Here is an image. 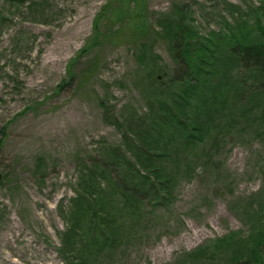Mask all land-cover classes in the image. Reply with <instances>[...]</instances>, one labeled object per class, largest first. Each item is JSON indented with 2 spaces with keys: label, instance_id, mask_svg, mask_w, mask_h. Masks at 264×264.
Here are the masks:
<instances>
[{
  "label": "rangeland",
  "instance_id": "374dc122",
  "mask_svg": "<svg viewBox=\"0 0 264 264\" xmlns=\"http://www.w3.org/2000/svg\"><path fill=\"white\" fill-rule=\"evenodd\" d=\"M144 1L149 33L134 36L110 19L119 0H0V264L80 260L61 251L71 200L104 152L127 146L122 122L147 111L143 49L176 72L166 17L184 7L185 25L203 36L241 17L254 36L259 16L264 26V0ZM246 104L231 100L205 142L207 159L182 167L172 198L144 202L124 237L84 264H181L216 238L249 235L264 210V93ZM204 259L222 264L225 254Z\"/></svg>",
  "mask_w": 264,
  "mask_h": 264
},
{
  "label": "trees",
  "instance_id": "16d2710c",
  "mask_svg": "<svg viewBox=\"0 0 264 264\" xmlns=\"http://www.w3.org/2000/svg\"><path fill=\"white\" fill-rule=\"evenodd\" d=\"M185 14L182 7L174 18L163 21V37L178 65L176 72H166L150 59L149 49H143L152 62L144 79L150 93L147 111L133 113L127 123L121 121L130 130L124 140L127 146L104 152L83 173L78 195L71 200L61 251L74 259L78 252L77 264L115 246L138 222L144 202L156 205L172 198L182 167L188 172L201 154L207 159L205 142L218 136L215 124L231 108V100L242 98L252 104L264 93L262 18L256 19L261 29L257 36L255 24L244 17L227 24L228 29L203 36L185 25ZM110 19L123 21L125 33H149L144 0H119ZM235 29L241 31L237 34ZM94 69L85 76H92ZM263 211L257 210L246 237L234 231L216 238L190 251L181 264H214L204 258L221 253L222 264H264Z\"/></svg>",
  "mask_w": 264,
  "mask_h": 264
},
{
  "label": "water",
  "instance_id": "95a60500",
  "mask_svg": "<svg viewBox=\"0 0 264 264\" xmlns=\"http://www.w3.org/2000/svg\"><path fill=\"white\" fill-rule=\"evenodd\" d=\"M2 179V173L0 172V180Z\"/></svg>",
  "mask_w": 264,
  "mask_h": 264
}]
</instances>
